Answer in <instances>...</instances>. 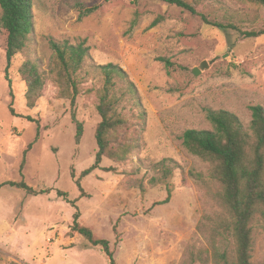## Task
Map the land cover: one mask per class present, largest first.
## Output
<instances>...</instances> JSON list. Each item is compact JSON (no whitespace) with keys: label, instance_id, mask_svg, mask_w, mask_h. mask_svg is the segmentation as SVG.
<instances>
[{"label":"rangeland","instance_id":"rangeland-1","mask_svg":"<svg viewBox=\"0 0 264 264\" xmlns=\"http://www.w3.org/2000/svg\"><path fill=\"white\" fill-rule=\"evenodd\" d=\"M75 1L98 8L78 20ZM194 4L208 20L236 28L214 27L159 0H32L33 28L9 69L11 87L0 29V182L23 180L45 190L33 195L0 187V264H109L100 246L70 231L75 208L68 200L78 208L79 223L109 241L116 264H183L185 249L209 245L210 218L219 207L187 174L193 169L206 177L208 164L187 152L180 136L189 128L212 129L207 108L232 112L244 126L251 120L250 105L264 108V34L241 32L264 27V7L255 0ZM49 37L72 43L85 38L89 62L120 66L137 91L134 98L125 81L116 85L117 96L122 94L117 110L130 121L120 137L130 151L121 161L104 156L85 176L81 172L94 162V131L101 119L95 94L87 89L100 87L103 75L89 70L73 105L58 97L49 74ZM25 61L44 73L33 107L27 106L20 74ZM202 61L207 66L194 75ZM72 113L83 127L78 142ZM163 159L177 164L165 203V188L150 180ZM252 241L251 261L258 264L264 258V215L252 222Z\"/></svg>","mask_w":264,"mask_h":264},{"label":"trees","instance_id":"trees-1","mask_svg":"<svg viewBox=\"0 0 264 264\" xmlns=\"http://www.w3.org/2000/svg\"><path fill=\"white\" fill-rule=\"evenodd\" d=\"M176 5L198 15L203 23L218 28H236L232 24H223L208 20L204 13L198 11L194 3L197 0H159ZM264 7V0H255ZM78 10V20L93 13L98 6H85L79 1L71 4ZM0 29L5 34L4 76L11 87L9 69L13 59L25 46L33 28L32 0H0ZM154 24V23H153ZM245 37H256L264 34V27L259 30L241 31ZM48 47L51 51V68L49 74L57 87V96L68 98L71 105L81 91V84L85 75L99 70L103 75L102 85L93 90L95 94V108L100 121L95 127L94 139L97 145L94 162L81 172L82 176L99 168L104 156L116 161L124 159L130 151L131 145L122 142L121 133L128 128L129 119L122 116L117 110L122 94L117 96L116 85L121 81L127 84V93L134 98L137 91L127 73L118 65L106 63L92 64L89 55V46L85 38L72 43L68 38L57 40L48 38ZM166 66H171L169 59L159 58ZM89 62V63H88ZM50 64V63H49ZM43 71L31 61H25L20 67V74L26 83V101L28 107H33L40 96L43 85ZM251 120L244 126L239 118L224 109L207 108L205 117L212 125V129L189 128L182 132L180 139L183 148L192 155L207 162L208 170L205 177L201 171L190 169L188 176L198 188L209 194L219 207L214 218H210L209 245L207 247H188L185 249L183 264H255L251 261L252 250V222L257 216L264 215V108L260 105H250ZM9 111L17 115L13 108ZM144 111L138 117L143 119ZM18 116V115H17ZM29 121H35L25 116ZM76 124L75 140L79 141L82 135V123L71 114ZM39 125L36 126V138L39 134ZM31 148L29 143L23 156ZM24 158L21 161L22 167ZM177 164L172 159H163L154 165V177L151 183L161 184L166 191V197L161 202L169 201L173 191L171 181ZM83 194L78 179L75 181ZM8 185L25 190L29 194H39L45 190H34L23 180H7L0 182V187ZM57 194L65 199L66 193L57 190ZM72 214L70 231L77 232L84 237L91 246H100L108 257L109 264H116L109 241L96 237L92 230L79 223L80 216L77 206ZM10 264H17L11 262ZM264 264V258L258 263Z\"/></svg>","mask_w":264,"mask_h":264},{"label":"water","instance_id":"water-1","mask_svg":"<svg viewBox=\"0 0 264 264\" xmlns=\"http://www.w3.org/2000/svg\"><path fill=\"white\" fill-rule=\"evenodd\" d=\"M207 66L206 61H202L199 67L193 68L192 72L194 75H197L200 73L201 69H204Z\"/></svg>","mask_w":264,"mask_h":264}]
</instances>
